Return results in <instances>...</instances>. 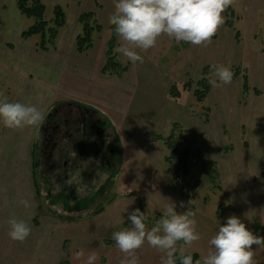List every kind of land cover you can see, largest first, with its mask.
Instances as JSON below:
<instances>
[{"label": "rangeland", "instance_id": "374dc122", "mask_svg": "<svg viewBox=\"0 0 264 264\" xmlns=\"http://www.w3.org/2000/svg\"><path fill=\"white\" fill-rule=\"evenodd\" d=\"M16 1L0 0V52L7 46L14 54L6 59L8 69H0V100L9 98L7 83L11 82L17 91L13 89V99L40 112L51 98L66 97L118 112L121 125L118 122V129H112L119 145L120 175L108 170L99 174L91 203L84 205L76 226L66 223L49 235L50 224L41 215L36 222L40 219L42 232L34 244L0 245V264H54L59 256L54 245L63 236L68 240L61 261L68 263L73 246L102 249L97 243L113 242V232L131 227L128 214L135 208L145 212L150 229L167 205L174 202L182 212L187 206L182 209L179 202L187 205L191 199L200 240L184 246L185 254L196 252L199 259L206 255L209 240L230 215L241 218L255 235L264 236V0H235L223 13L225 23L208 46L177 43L164 35L147 51L135 49L144 61L135 64L114 51L116 60L127 66L121 74L100 71L112 35L114 49L124 43L109 23L116 0L90 1L88 10L97 12L104 27L93 33V45L84 51L75 47V39L72 50L67 44L39 50V35L21 36L34 19L21 14ZM43 2L48 21L55 6L65 11L66 25L60 29L58 45L64 34L81 25L78 0ZM213 65L230 67L232 82L211 86L199 101L194 92L201 87V79H209ZM170 133L180 135L175 139L180 151L190 150L187 173L180 171L176 180L172 177L175 162L166 159L171 151L164 139ZM19 135L18 196L19 201L29 200L31 207L19 203L18 219L29 224L27 217L35 211L26 182L29 148L21 144ZM37 137L34 134L35 142ZM254 250L256 264H264V247Z\"/></svg>", "mask_w": 264, "mask_h": 264}, {"label": "clouds", "instance_id": "9594fccd", "mask_svg": "<svg viewBox=\"0 0 264 264\" xmlns=\"http://www.w3.org/2000/svg\"><path fill=\"white\" fill-rule=\"evenodd\" d=\"M235 0H116L115 10L109 17L116 35L124 42L114 51L127 57L132 63H143V57L135 49L147 51L156 46L161 36H168L177 43L181 41L194 46H208L212 37L225 23L223 13ZM234 73L230 67L213 65L209 84L213 88L228 85ZM216 77L213 79L212 77ZM219 81V83H218ZM43 119L34 105L20 102H0V123L8 129L34 126ZM194 201L172 202L166 206L164 215L150 229L146 226L145 212L135 208L128 214L130 228L112 233L115 247L123 254L121 264H139L137 252L145 243L162 253L161 264H256L254 248L264 247V236L251 231L236 215H230L216 234L209 240V249L201 259L193 261L191 254H185V247H191L200 240L196 230V213L189 205ZM25 208L30 201H19ZM8 236L11 240L24 242L31 234L29 224L24 220L11 218L8 221ZM179 242L182 245L177 248ZM179 252V256L176 253ZM76 257L84 256L83 250ZM98 259L93 251L87 256L86 264H95Z\"/></svg>", "mask_w": 264, "mask_h": 264}, {"label": "crops", "instance_id": "0c3cea01", "mask_svg": "<svg viewBox=\"0 0 264 264\" xmlns=\"http://www.w3.org/2000/svg\"><path fill=\"white\" fill-rule=\"evenodd\" d=\"M86 1V2H84ZM91 0H78L79 8L77 11V19L79 21V16L82 12L87 11H94V10H88ZM97 1V0H95ZM87 3V4H86ZM87 5V6H86ZM95 15H97V12L94 11ZM96 19L99 21V23L104 27V22L102 18L100 19L99 16H95ZM110 17V16H109ZM82 32V26L79 25L78 29L75 32L66 33L62 37V43H59L57 47L60 46V44L65 45L67 44L68 47H71V50L73 48V42L75 39V47H76V37L78 34ZM107 46L105 45V57H106V51ZM0 55V69H8L10 62L8 61L11 57H13V49L10 47L5 46L3 50H1ZM8 58V60H6ZM106 61V60H105ZM104 63V62H103ZM101 64L102 66L104 64ZM102 68V67H101ZM101 71V69H100ZM13 84L7 83V87L9 88V98H7V102H17V99H13L12 95L14 92ZM14 89V90H13ZM15 92H17L15 90ZM4 101V100H3ZM0 100V102H3ZM71 104H79L84 105L87 107H90L91 109L97 111L103 119L107 121V123L111 127H115L118 129V126L121 125V122L117 120V118H120L118 115V112H107L103 110V108L95 107L92 104H87L85 102H81L77 99H72L71 97H66L65 99H59V98H51L43 111H41V115L43 119L39 121L34 126H26L19 129H8L3 126L2 123H0V245H5L8 247L9 244H15L17 241H13L8 236L9 231V224L8 221L11 218L18 219V212H19V196H18V188H19V160H18V153H19V147H20V135L19 133H22L21 136V144L25 146L26 148H29L26 155V182L27 184H30V194L31 198L33 197V204L35 206V211L30 213L28 215V222L31 226V234L27 237V239L24 241L26 245H32L35 243V238L39 234H41V223L39 219V223L36 222L38 218L41 217V215L44 216L45 220L49 222L50 224V232L54 233L55 229L58 227L60 228L62 225L68 223L70 225L76 226L75 223L78 222L77 217H80L83 213L84 205L86 207L91 203V198L87 200V202L80 200H77L76 197H58L55 198L53 195L58 191L59 182H55L57 178L53 174H48L44 172V166L45 162L42 160L41 157V140H42V126L45 123V120L50 112L56 107H62L66 105ZM109 113H112L114 115L113 117H109ZM116 116V117H115ZM116 119V120H115ZM119 122L120 125L117 123ZM115 129V128H114ZM37 133V141L34 140V134ZM118 135H121L117 131ZM71 157L75 158L76 153L71 150ZM25 165V166H26ZM120 166V165H119ZM118 166V168H119ZM116 175H120L118 172ZM103 171H106V169H102ZM102 172H98L99 174ZM77 173H73L70 175L69 179H66L64 175H61L58 177L60 179V183H71L73 180H78L76 177ZM49 180L53 181V186L51 191V195L48 194L49 188L48 185L50 183ZM85 185H90L91 183L85 182ZM47 192V196L45 198V191ZM95 190V189H94ZM93 195V191H90V196ZM52 196V197H51ZM42 199V201L40 200ZM54 199H57L56 202H53ZM44 200V201H43ZM65 200V201H64ZM67 200V201H66ZM44 202V203H43ZM56 203H63L62 205H56ZM65 206V208H64ZM51 210L53 211V214L51 213ZM43 211V212H42ZM62 217H68V219H62ZM48 233V232H47ZM49 238V237H47ZM68 238H65L64 236L61 238H57V242L54 246H56L55 249L59 252V256H56V260L54 261V264H63L64 262L61 261L63 249L66 247V241ZM49 241V240H48ZM97 243V242H96ZM100 244L97 243V245L102 249H96L95 247L86 249L83 246L79 245L78 247H71L70 249H73L74 251L70 252V259L67 264H83L86 263L87 256L91 252H95L98 256V259L95 261V264H121V260L124 258L123 254L115 247V241L107 244ZM180 246L177 245V248ZM83 250L84 256L77 258L76 252ZM188 250L185 248V253ZM179 253V252H177ZM137 255L139 256V264H161V256L162 253L158 252L156 249L149 246L147 243L144 244V246L138 250ZM50 260V259H48ZM6 261V259H5ZM28 264L30 262L28 261ZM49 264V262L47 263Z\"/></svg>", "mask_w": 264, "mask_h": 264}, {"label": "flooded vegetation", "instance_id": "af4514ba", "mask_svg": "<svg viewBox=\"0 0 264 264\" xmlns=\"http://www.w3.org/2000/svg\"><path fill=\"white\" fill-rule=\"evenodd\" d=\"M114 133L97 111L84 105L56 107L48 114L42 126L40 151L44 172L53 174L55 182H59L55 198L66 196L87 201L92 197L90 191L97 186L98 172L106 169L117 173L119 145ZM71 150L76 153L75 158L71 157ZM75 172L78 180L60 183L58 177L64 175L69 179ZM49 181L51 195L54 186ZM88 181L91 184L85 185Z\"/></svg>", "mask_w": 264, "mask_h": 264}, {"label": "trees", "instance_id": "16d2710c", "mask_svg": "<svg viewBox=\"0 0 264 264\" xmlns=\"http://www.w3.org/2000/svg\"><path fill=\"white\" fill-rule=\"evenodd\" d=\"M17 7L21 14L33 18L34 22L29 26L28 29L24 30L21 34L23 38H29L34 35L40 36V41L38 43V49L42 51H48L51 48H56L57 39L60 33V29L66 25V14L62 6L57 5L54 8V16L51 21H48L44 18L45 13V4L43 0H17ZM79 21L82 25V32L76 37V48L79 51H84L90 48L93 45L92 35L95 31L100 32L102 30V25L97 21L94 11L82 12L79 16ZM114 36L112 35L111 40L109 41V47L106 51V62L101 68L102 74H121L127 70V66H122L116 60L114 55ZM114 43V44H113ZM200 88L195 90V95L199 101H202L209 90L211 85L209 84V79L203 78L200 80ZM247 86V80L245 82ZM172 93L175 94V91L172 90ZM180 135H174L170 133L168 137H165V144L171 151V155L166 157L167 160H173L175 162V168L172 172V177L176 180L178 173L181 171L187 173V158L190 155V150L188 148L179 150V140ZM264 176V173L262 174ZM193 261L195 262L200 258L198 253L191 252ZM179 256V253H176ZM63 264H67L64 262ZM179 264V260H177Z\"/></svg>", "mask_w": 264, "mask_h": 264}]
</instances>
